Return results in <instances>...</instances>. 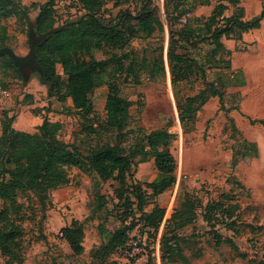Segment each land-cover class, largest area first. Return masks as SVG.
Instances as JSON below:
<instances>
[{
	"label": "rangeland",
	"instance_id": "1",
	"mask_svg": "<svg viewBox=\"0 0 264 264\" xmlns=\"http://www.w3.org/2000/svg\"><path fill=\"white\" fill-rule=\"evenodd\" d=\"M101 1L104 19L121 9L136 11L140 4ZM165 1L154 2L159 30L136 36L122 50L92 52L98 61L112 53L122 56L121 73L108 71L118 94L129 102L123 131L104 125L108 77L90 93L93 111L84 120L69 97L61 99L64 87L50 93L46 75L30 67L23 74L0 57V89L8 92L1 113L11 117L15 130L36 135L46 119L57 125L56 139L85 155L103 144L128 151L141 145L144 134L163 129L172 134L168 147L175 159L174 184L142 210L136 208L133 193L136 187L150 193L146 185L156 176L152 157L136 156L123 184L100 180L86 162L63 167L66 182L50 191L24 181L11 199H0V211L18 227L7 250L0 247V264L8 257L19 264H127L131 258L134 264H264V15L256 28L238 36L230 32L215 40L211 35L224 24L222 17L237 14L239 8L243 20L258 17L264 0H184L187 14L172 17ZM21 2L29 6L45 0ZM219 3L227 6L213 23L210 18ZM53 7L55 26L83 12L78 0H54ZM37 13L35 6L26 19L19 12L0 17L5 43L18 56L29 51L28 35L34 33ZM184 25L195 29L200 40L185 39ZM175 39L176 51L193 63L189 77L173 84L168 51ZM155 61L164 70H154ZM198 93L194 118L184 125L177 100ZM7 158L0 159V181L11 180L14 165ZM155 205L162 210L160 221L156 227L145 226ZM173 215L175 221L191 220L176 229ZM124 227L130 250H119L112 239ZM66 228L80 230L79 252L66 241ZM166 247L173 249L175 261L162 259Z\"/></svg>",
	"mask_w": 264,
	"mask_h": 264
},
{
	"label": "trees",
	"instance_id": "2",
	"mask_svg": "<svg viewBox=\"0 0 264 264\" xmlns=\"http://www.w3.org/2000/svg\"><path fill=\"white\" fill-rule=\"evenodd\" d=\"M124 0H119L123 2ZM229 3H237L238 0H227ZM83 10L76 20L64 21L61 26L70 22L61 30L51 34L36 50V61L43 68L46 80L50 83V93L58 94L64 87L66 93L61 99L69 97L72 108L85 120L93 111V104L89 97L90 93L105 82L109 93L105 102V127L123 131L127 125L129 102L118 94L116 86L109 79L108 69L113 73H121L123 64L121 55L112 53L111 58L96 60L92 56L94 50L109 48V50H122L133 38L139 35L150 36L155 30L161 28L160 20L156 15L155 0H139L136 11L121 9L118 13L104 19L102 16L101 0H78ZM119 2L115 4H120ZM38 7V13L33 23L36 34H42L53 29L56 23L54 17V0H45L40 5L32 3L23 5L21 0H0V17H7L20 13L26 19L30 8ZM184 0H166L165 9L169 17L187 14L184 8ZM227 5L219 3L214 7L210 20L214 23L217 17L222 16ZM180 9V10H179ZM242 10L230 17H222L224 24L214 27L211 35L218 40L220 35L228 36L234 32L237 36L259 25L260 17L264 15V6L260 15L252 20L242 19ZM178 18V17H175ZM170 19V18H169ZM182 33L185 39L199 41V34L190 26L184 25ZM187 28V30H186ZM0 48L10 47L5 43L6 29L0 25ZM190 35V38H189ZM177 39L171 40L168 51V63L172 83L189 77L188 69L192 64L183 53L176 51ZM11 48V47H10ZM2 60L8 67H14L8 55H1ZM113 57V58H112ZM193 63V62H192ZM154 70H164L162 64L154 62ZM60 70V72H59ZM130 72L131 69L127 68ZM196 76V75H195ZM64 77V78H63ZM200 93V92H199ZM177 100L179 119L185 125L194 118L195 108L192 104L197 103L201 94ZM186 100V101H185ZM201 101L198 107L202 104ZM197 107V108H198ZM2 135L0 137V159L7 155V162L14 165L11 180L0 181V199L9 200L15 190L29 184H43L47 191L55 189L58 185L66 182L63 167H80L85 162L96 172L100 180H114L119 184L126 182L130 167L134 164V158L142 155L153 158L156 176L146 187L150 193L141 187H136L134 198L136 208L142 210L144 204L163 193L175 182V159L171 154L168 142L172 134L166 130H152L141 141V145L125 151L109 144L97 145L83 155L78 152L73 144L62 143L56 139L57 125L44 119L38 127V134L33 135L15 130L11 126V117L4 115L1 123ZM92 130V127H90ZM93 131V130H92ZM144 157L142 160H146ZM129 201V205L132 204ZM6 211H0V247L7 250L10 243L18 234V227L6 220ZM162 216V210L154 206L147 215L144 225L156 227ZM175 215L170 219L175 228H180L190 222L191 219L175 221ZM126 228L112 233L114 245L119 250H130V243L126 234ZM64 237L74 252H79L78 240L81 236L79 229H64ZM164 260L175 261L173 249L162 248ZM3 264H19L9 257ZM127 264H134V258Z\"/></svg>",
	"mask_w": 264,
	"mask_h": 264
},
{
	"label": "water",
	"instance_id": "3",
	"mask_svg": "<svg viewBox=\"0 0 264 264\" xmlns=\"http://www.w3.org/2000/svg\"><path fill=\"white\" fill-rule=\"evenodd\" d=\"M70 22H67L61 26L54 27L53 29H50L46 31L45 33L39 34L38 37H35V32L33 33L32 30H30V33L28 35V44H29V51L25 56H18L12 48L8 46H4L0 48V56L1 55H8L13 64L18 67L21 73L24 74V70L26 68H34L41 72L42 77L45 76V71L43 68L37 63L36 61V50L37 48L47 39L48 36H50L53 33L58 32L63 27H65ZM34 35V36H33Z\"/></svg>",
	"mask_w": 264,
	"mask_h": 264
},
{
	"label": "built area",
	"instance_id": "4",
	"mask_svg": "<svg viewBox=\"0 0 264 264\" xmlns=\"http://www.w3.org/2000/svg\"><path fill=\"white\" fill-rule=\"evenodd\" d=\"M8 96V92L5 90V89H0V127H1V123H2V119H3V116H2V113H1V103H2V99H4L5 97ZM136 246L134 245L133 249L135 248ZM128 255L132 256L133 255V251L129 252Z\"/></svg>",
	"mask_w": 264,
	"mask_h": 264
},
{
	"label": "crops",
	"instance_id": "5",
	"mask_svg": "<svg viewBox=\"0 0 264 264\" xmlns=\"http://www.w3.org/2000/svg\"><path fill=\"white\" fill-rule=\"evenodd\" d=\"M33 31H34V29H33Z\"/></svg>",
	"mask_w": 264,
	"mask_h": 264
}]
</instances>
